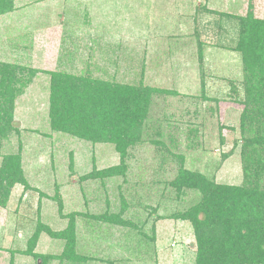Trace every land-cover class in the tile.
<instances>
[{"label":"rangeland","instance_id":"1","mask_svg":"<svg viewBox=\"0 0 264 264\" xmlns=\"http://www.w3.org/2000/svg\"><path fill=\"white\" fill-rule=\"evenodd\" d=\"M12 7L0 15V93L10 98L0 113V264H197L194 223L177 214L202 195L181 187V174L264 188V144L242 160L241 120L254 108L232 93L235 85L244 97L242 59L232 48L238 21L264 22V0ZM59 73L153 88L146 127L127 153L51 125ZM254 120L246 135L264 143V120L258 112ZM226 219L217 233L232 244L250 250L257 237L264 242L262 231L246 243L228 237L234 224Z\"/></svg>","mask_w":264,"mask_h":264},{"label":"trees","instance_id":"2","mask_svg":"<svg viewBox=\"0 0 264 264\" xmlns=\"http://www.w3.org/2000/svg\"><path fill=\"white\" fill-rule=\"evenodd\" d=\"M12 3L13 0H0V15L11 11ZM238 22L242 28L232 48L242 59L243 75L240 85L244 97H241L240 88L235 85H232V93L236 101L251 102L254 108L247 115L244 113L241 120V136L245 142L242 160L245 165L249 157L253 158L254 154L259 156L258 149L264 144L263 137L257 134L252 136L253 133L246 135V129L251 131L253 128L250 122L252 117L254 128L257 127L254 123L257 112L264 120V22L248 18ZM51 88V125L55 129H65L80 138L111 142L120 154L127 153L126 150L140 137L137 129H145L147 104L154 92L153 88L143 84L138 87L92 79L90 76L82 78L61 73L54 74ZM3 96L0 93V113L6 110L4 107L10 102L9 96L8 99H3ZM260 125L264 130V123ZM176 157L183 159L182 155ZM249 166L248 164L246 168L248 171ZM181 175L186 180L179 181L181 187L195 188L202 195L196 205L177 214L194 223L200 258L197 264H230L240 261L242 264H264L263 239L257 237V242L249 250L232 244L217 233L220 221L227 218V223L231 221L234 224L231 226V236L228 234V237L246 243L256 238L254 235L257 232L262 231L263 234L264 188H259L257 182L248 184V181L241 187L219 186L201 174L184 171ZM249 176L246 173L245 178ZM193 177L195 180H192ZM249 185H257L258 188H251ZM200 214L203 215L202 218ZM211 224L214 226L210 228ZM257 227H260L259 231ZM243 229L246 230L245 234L242 233Z\"/></svg>","mask_w":264,"mask_h":264}]
</instances>
